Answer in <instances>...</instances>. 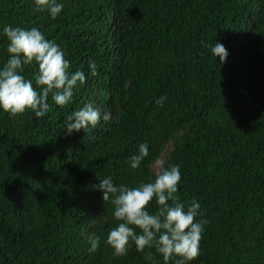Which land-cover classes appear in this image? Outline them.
Segmentation results:
<instances>
[{
    "label": "trees",
    "instance_id": "trees-1",
    "mask_svg": "<svg viewBox=\"0 0 264 264\" xmlns=\"http://www.w3.org/2000/svg\"><path fill=\"white\" fill-rule=\"evenodd\" d=\"M57 2L52 19L34 0H0V69L9 59L3 28L35 27L70 73L86 77L64 107L50 94L44 117L0 109V264H164L134 244L114 255L106 238L118 222L96 187L106 177L129 188L154 182L157 161L179 166L180 201L195 199L197 219L208 221L190 264H264V0ZM21 74L39 91L38 65ZM88 103L100 123L67 134L66 117ZM142 143L149 155L133 170ZM157 209L153 200L148 210Z\"/></svg>",
    "mask_w": 264,
    "mask_h": 264
},
{
    "label": "clouds",
    "instance_id": "clouds-1",
    "mask_svg": "<svg viewBox=\"0 0 264 264\" xmlns=\"http://www.w3.org/2000/svg\"><path fill=\"white\" fill-rule=\"evenodd\" d=\"M37 12L47 11L52 19H56L64 5L57 0H34ZM3 33L8 40L7 52L9 59L0 69V109L11 117L23 115L30 111L36 118L44 117L49 111L48 98L56 105L64 107L72 102L74 88L86 83L83 71L70 73V63L64 58V53L55 42L47 40L44 34L33 27L30 30L19 27L5 26ZM212 53L220 58L223 64L228 56L225 47L217 43L211 48ZM38 65L35 84L25 79L21 74L24 66ZM91 75L96 76L97 66L90 61ZM166 96L156 100L158 106H163ZM111 119L110 113L103 114V120ZM101 120V112L91 103L72 112L66 117V132L90 131L97 127ZM149 155L148 145H139L138 154L130 157L133 170L139 168L142 161ZM155 174L154 182L142 183L138 187L115 185L110 177L101 179L98 186L102 191V199L113 206V217L118 222L106 238V243L118 257L126 256L130 244L136 250L145 253V249H154L164 261L169 264H190L199 256V244L204 231L206 219L202 216L200 204L193 199L190 203L180 201L178 185L181 181L180 168L170 165ZM155 200L158 209L150 214L148 208ZM100 237H89V252L95 253L100 247ZM179 259H175V258ZM145 259L153 261V253H145ZM154 264V261H153Z\"/></svg>",
    "mask_w": 264,
    "mask_h": 264
},
{
    "label": "rangeland",
    "instance_id": "rangeland-1",
    "mask_svg": "<svg viewBox=\"0 0 264 264\" xmlns=\"http://www.w3.org/2000/svg\"><path fill=\"white\" fill-rule=\"evenodd\" d=\"M157 168H158V166H157Z\"/></svg>",
    "mask_w": 264,
    "mask_h": 264
}]
</instances>
